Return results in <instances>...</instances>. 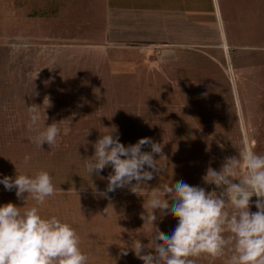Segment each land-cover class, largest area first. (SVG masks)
I'll use <instances>...</instances> for the list:
<instances>
[{
    "label": "rangeland",
    "instance_id": "rangeland-1",
    "mask_svg": "<svg viewBox=\"0 0 264 264\" xmlns=\"http://www.w3.org/2000/svg\"><path fill=\"white\" fill-rule=\"evenodd\" d=\"M127 1L0 0V178L48 171L62 192L40 213L72 225L88 264H143L121 249L139 238L155 256L141 218L151 191L184 181L219 193L204 180L209 168L220 171L249 146L264 155V0H173L174 9L142 10ZM46 97L44 126L63 130L70 120L71 131L39 148L26 107ZM112 128L125 146L144 137L161 143L167 160L154 156L164 171L136 193L133 181L106 199L92 184L104 191L113 169L89 178L82 159ZM9 202L22 211L35 205L0 184V205ZM157 223L170 235L177 220Z\"/></svg>",
    "mask_w": 264,
    "mask_h": 264
},
{
    "label": "clouds",
    "instance_id": "clouds-1",
    "mask_svg": "<svg viewBox=\"0 0 264 264\" xmlns=\"http://www.w3.org/2000/svg\"><path fill=\"white\" fill-rule=\"evenodd\" d=\"M42 106L26 107L28 128L36 131L32 141L39 148L45 143L56 147L61 131L63 135L70 133L71 122L68 120L63 130L58 126L60 122L45 127V109L52 107L48 97ZM144 146L151 151H143ZM93 147L94 155L82 159L83 168L91 178L111 166L113 172L107 177L104 191L92 184L95 195L106 199L109 193L133 181L136 183L131 190L146 185L154 173L164 171L154 156L167 160L161 143L144 137L125 146L115 128L102 134ZM30 160L31 156L25 155L22 163L27 165ZM204 180L220 189L219 193L206 192L205 188L184 181L151 191L141 218L150 226L155 256L145 253L148 247L139 238L126 243L121 253L127 255L131 250L143 264H195L196 258L202 256L223 259L225 264H264V155L249 146L238 155L225 158L220 171L209 168ZM0 184L7 191L15 189L20 200L30 196L35 201L34 206L23 211L11 202L0 205V264H88L89 256L82 251L81 238L72 225L57 216L45 218L40 213L49 197L62 192L48 171L28 175L16 170L15 177L4 176ZM72 191L78 196L74 187ZM253 196L258 198L254 213L250 212ZM166 215L177 220L170 235L161 232L157 223Z\"/></svg>",
    "mask_w": 264,
    "mask_h": 264
},
{
    "label": "crops",
    "instance_id": "crops-1",
    "mask_svg": "<svg viewBox=\"0 0 264 264\" xmlns=\"http://www.w3.org/2000/svg\"><path fill=\"white\" fill-rule=\"evenodd\" d=\"M176 1V0H175ZM175 1L173 0H129V2L127 1V4L130 6H138V8L140 7L141 10L143 7L145 8H149L150 5H152L153 7L157 8H164V9H174L176 8ZM193 1L194 3H196L198 0H189V2H186L185 4L182 5H189L191 2ZM122 6V5H120ZM127 7V6H126ZM162 8V9H163Z\"/></svg>",
    "mask_w": 264,
    "mask_h": 264
}]
</instances>
